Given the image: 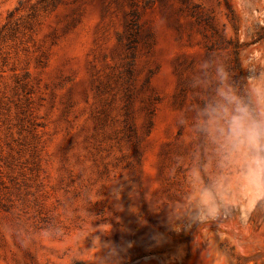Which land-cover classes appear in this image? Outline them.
<instances>
[{"label": "rangeland", "instance_id": "1", "mask_svg": "<svg viewBox=\"0 0 264 264\" xmlns=\"http://www.w3.org/2000/svg\"><path fill=\"white\" fill-rule=\"evenodd\" d=\"M221 87L264 107V0H0V264H264Z\"/></svg>", "mask_w": 264, "mask_h": 264}, {"label": "clouds", "instance_id": "2", "mask_svg": "<svg viewBox=\"0 0 264 264\" xmlns=\"http://www.w3.org/2000/svg\"><path fill=\"white\" fill-rule=\"evenodd\" d=\"M251 95L257 104L264 105V89L255 88ZM209 116L214 132L225 146L234 153L248 155L245 179L258 193L257 199L249 201L247 212L250 214L255 211L258 199L264 198V107L257 115L250 99L241 97L230 87H221L210 105Z\"/></svg>", "mask_w": 264, "mask_h": 264}, {"label": "trees", "instance_id": "3", "mask_svg": "<svg viewBox=\"0 0 264 264\" xmlns=\"http://www.w3.org/2000/svg\"><path fill=\"white\" fill-rule=\"evenodd\" d=\"M239 94L241 96H245V91H244V89H242V86L239 88Z\"/></svg>", "mask_w": 264, "mask_h": 264}, {"label": "bare ground", "instance_id": "4", "mask_svg": "<svg viewBox=\"0 0 264 264\" xmlns=\"http://www.w3.org/2000/svg\"><path fill=\"white\" fill-rule=\"evenodd\" d=\"M194 239V238H193ZM192 241V240H191ZM207 247V246H206ZM153 258H156V257H153ZM146 259V258H145ZM157 259V258H156ZM146 260H148V259H146ZM143 263V262H142ZM149 263V262H148Z\"/></svg>", "mask_w": 264, "mask_h": 264}]
</instances>
